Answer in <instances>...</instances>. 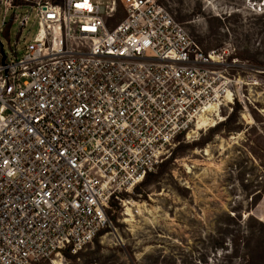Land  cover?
I'll use <instances>...</instances> for the list:
<instances>
[{"label":"built area","instance_id":"built-area-1","mask_svg":"<svg viewBox=\"0 0 264 264\" xmlns=\"http://www.w3.org/2000/svg\"><path fill=\"white\" fill-rule=\"evenodd\" d=\"M120 1L0 0V264L78 253L179 135L245 104L237 59L158 0ZM14 24L30 40L6 47Z\"/></svg>","mask_w":264,"mask_h":264},{"label":"rangeland","instance_id":"rangeland-1","mask_svg":"<svg viewBox=\"0 0 264 264\" xmlns=\"http://www.w3.org/2000/svg\"><path fill=\"white\" fill-rule=\"evenodd\" d=\"M158 1L203 50L242 64L231 72L245 104L223 103L208 126L179 135L166 160L113 202L111 228L63 262L264 264V0ZM20 31L14 24L2 36L6 47L30 40Z\"/></svg>","mask_w":264,"mask_h":264},{"label":"bare ground","instance_id":"bare-ground-1","mask_svg":"<svg viewBox=\"0 0 264 264\" xmlns=\"http://www.w3.org/2000/svg\"><path fill=\"white\" fill-rule=\"evenodd\" d=\"M231 99H232V98H231L230 96H228V100H227V101L230 102ZM217 114H218V113H217ZM217 114H216V115H217ZM214 117H215V116H214ZM211 120H212V117H211ZM211 122H212V121H211ZM213 123H214V121H213ZM202 127H203V126H201V127L198 126L197 129H200V128H202ZM207 150H208V149H207ZM207 152H208V151H207ZM128 210H129V209H128ZM59 260L64 264L63 260H61V259H59ZM56 262H57V261H55V264H57Z\"/></svg>","mask_w":264,"mask_h":264},{"label":"trees","instance_id":"trees-1","mask_svg":"<svg viewBox=\"0 0 264 264\" xmlns=\"http://www.w3.org/2000/svg\"><path fill=\"white\" fill-rule=\"evenodd\" d=\"M113 207H114V208H117L118 206H117V204H113Z\"/></svg>","mask_w":264,"mask_h":264}]
</instances>
